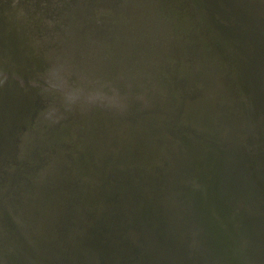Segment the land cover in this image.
<instances>
[{
	"label": "water",
	"instance_id": "water-1",
	"mask_svg": "<svg viewBox=\"0 0 264 264\" xmlns=\"http://www.w3.org/2000/svg\"><path fill=\"white\" fill-rule=\"evenodd\" d=\"M0 74L10 264H264V0H0Z\"/></svg>",
	"mask_w": 264,
	"mask_h": 264
},
{
	"label": "flooded vegetation",
	"instance_id": "flooded-vegetation-1",
	"mask_svg": "<svg viewBox=\"0 0 264 264\" xmlns=\"http://www.w3.org/2000/svg\"><path fill=\"white\" fill-rule=\"evenodd\" d=\"M0 76H2V75L0 74ZM1 81L3 82L4 80H1ZM4 192H6V191H4ZM0 196H2L1 195V189H0ZM0 242H1V231H0ZM4 249H5V246H3L0 243V263L1 264H10L9 261H8V259H7V257H6V255L4 254Z\"/></svg>",
	"mask_w": 264,
	"mask_h": 264
},
{
	"label": "rangeland",
	"instance_id": "rangeland-1",
	"mask_svg": "<svg viewBox=\"0 0 264 264\" xmlns=\"http://www.w3.org/2000/svg\"><path fill=\"white\" fill-rule=\"evenodd\" d=\"M54 93H56V90L55 91H53Z\"/></svg>",
	"mask_w": 264,
	"mask_h": 264
}]
</instances>
